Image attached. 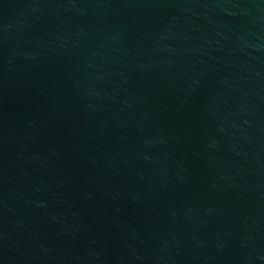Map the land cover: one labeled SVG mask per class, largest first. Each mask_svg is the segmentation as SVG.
I'll use <instances>...</instances> for the list:
<instances>
[{
  "label": "water",
  "instance_id": "water-1",
  "mask_svg": "<svg viewBox=\"0 0 264 264\" xmlns=\"http://www.w3.org/2000/svg\"><path fill=\"white\" fill-rule=\"evenodd\" d=\"M0 264H264V0H0Z\"/></svg>",
  "mask_w": 264,
  "mask_h": 264
}]
</instances>
